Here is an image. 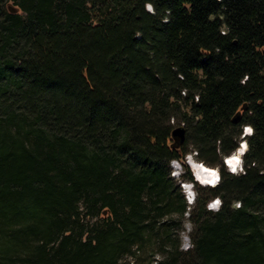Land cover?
<instances>
[{
    "label": "trees",
    "instance_id": "16d2710c",
    "mask_svg": "<svg viewBox=\"0 0 264 264\" xmlns=\"http://www.w3.org/2000/svg\"><path fill=\"white\" fill-rule=\"evenodd\" d=\"M141 258L264 264V0H0V264Z\"/></svg>",
    "mask_w": 264,
    "mask_h": 264
},
{
    "label": "rangeland",
    "instance_id": "374dc122",
    "mask_svg": "<svg viewBox=\"0 0 264 264\" xmlns=\"http://www.w3.org/2000/svg\"><path fill=\"white\" fill-rule=\"evenodd\" d=\"M169 123H171V122H169ZM175 127H178V126H176V125H174V123H173V127L172 128H175ZM246 129H249L248 127H242V129H241V132L243 131L244 133H245V131H246ZM250 135V134H249ZM248 135V136H249ZM242 141H244V139H242V140H240V143L242 142ZM245 142V141H244ZM239 146H240V144H239ZM238 146V147H239ZM235 153V152H234ZM191 155L192 157H193V154H195L194 153V151H192L191 150V148H189L188 149V153L186 154V155ZM185 155V156H186ZM185 156H184V158H185ZM242 157H243V155L241 156V162H240V164H239V166H238V168H237V173L238 174H240L239 173V171H240V167L242 166V168H243V164H242ZM184 158H183V161H182V164L183 165H185V167L187 168V170H188V172H189V169H188V166L185 164V161L186 160H184ZM195 162H198V161H196L195 160ZM226 162H227V160L225 159V162L224 163H222L221 162V164H222V167L224 168V170H225V172H228V173H230L229 172V170H228V167H227V164H226ZM182 164L181 163H179V162H177V161H172L170 164H169V168H170V177L173 179V180H175V182L176 183H178V182H180V181H178L179 180V177H177V178H175V176H176V174H181V172L183 171V168H182ZM190 168H191V170H192V167H191V165H190ZM210 168V167H209ZM212 169H215L216 171H218V173H219V170L217 169V167H211ZM229 169H231V168H229ZM232 171V170H231ZM192 173H193V170H192ZM189 174H190V172H189ZM231 174V173H230ZM237 174V175H238ZM241 174H243V173H241ZM194 175V174H193ZM190 176H191V174H190ZM178 181V182H177ZM184 185H188V183H186V184H184ZM190 185V184H189ZM196 186H198V185H196ZM199 187V186H198ZM188 189H191L192 190V194L191 193H189L188 192ZM188 189L186 188V194H187V197H188V199L185 197V196H183L184 197V199H186L185 201H187V203H191V205H189V208H193V206H195V201H196V199H203L204 197L202 196V195H196V193H195V191H194V187H192L191 188V185L190 186H188ZM191 197L193 198V201H192V199H191ZM214 198V197H213ZM212 199V198H211ZM210 200V199H209ZM208 200V201H209ZM192 201V202H191ZM210 201H209V206H210ZM208 204H207V206H208ZM220 206V205H219ZM219 206H218V209H219ZM237 205L236 204H234V207H236ZM207 208V210H209L208 209V207H206ZM210 208V207H209ZM217 210L216 209H212V212H216ZM180 227H181V230L178 232V239H179V242H180V247H179V249H181L182 251H184V250H186L187 248H189L190 247V232H191V224L189 223V221H188V219H187V217H185V219L183 220V222L181 223V225H180ZM142 259V260H141ZM139 261H138V263H136L135 262V260H133V259H126V260H121L120 261V263H118V264H146V258H141ZM150 259V258H149ZM151 261H153L152 259H151ZM153 263V262H152Z\"/></svg>",
    "mask_w": 264,
    "mask_h": 264
},
{
    "label": "bare ground",
    "instance_id": "6f19581e",
    "mask_svg": "<svg viewBox=\"0 0 264 264\" xmlns=\"http://www.w3.org/2000/svg\"><path fill=\"white\" fill-rule=\"evenodd\" d=\"M181 128V127H180ZM248 129H246L245 131V135L244 138L240 137V140L244 139L245 141V138L251 134V132L247 131ZM184 131V130H183ZM184 140V138H183ZM242 141L240 143V146L238 147V149L235 151V153H233L230 157H227L226 160V164H227V167H228V170L231 174L233 175H237L238 173L236 172L237 171V168L241 162V156L244 154V152L246 151V142ZM183 142V141H182ZM242 153V154H241ZM193 157H196V154H193ZM235 158V160H234ZM229 161H233V163H229ZM238 161V162H236ZM190 165L192 167V170H193V179L195 180L196 183H200L201 186H204V187H210V188H214L212 187L213 185H216V180L213 181V177L211 175V173H216V175L219 177L218 179V184H219V181H220V175L218 173V171H216L215 169H212V168H209L207 166H205L204 164L202 163H199V162H195V161H191L190 162ZM231 168V169H229ZM235 169V170H233ZM191 170V172H192ZM232 170V171H231ZM243 171V168L242 166L240 167V171L239 173L241 174ZM183 184V187H182V192L184 194V196L188 199L187 197V194H186V188L188 189V186L191 185V188L193 187V184L190 183V185H184L186 183H189V182H181ZM188 192L192 194V190L191 189H188ZM217 200V199H216ZM215 200V201H216ZM193 201V200H192ZM191 201V202H192ZM191 205V203H188V205ZM211 204V203H210ZM208 209L210 211H212V209L209 208V204H208Z\"/></svg>",
    "mask_w": 264,
    "mask_h": 264
},
{
    "label": "water",
    "instance_id": "95a60500",
    "mask_svg": "<svg viewBox=\"0 0 264 264\" xmlns=\"http://www.w3.org/2000/svg\"><path fill=\"white\" fill-rule=\"evenodd\" d=\"M236 119H237V117H235L233 119V121L236 120ZM169 135L174 141H177L178 143H181L183 141V138H184V131L180 127H175V128H172L170 130ZM242 135H243L242 138H244V136H246L243 131H242ZM187 205H188V203H187Z\"/></svg>",
    "mask_w": 264,
    "mask_h": 264
},
{
    "label": "clouds",
    "instance_id": "9594fccd",
    "mask_svg": "<svg viewBox=\"0 0 264 264\" xmlns=\"http://www.w3.org/2000/svg\"><path fill=\"white\" fill-rule=\"evenodd\" d=\"M147 7V10L148 11H153V8H152V6L151 5H147L146 6ZM249 130V132H251V129H248ZM242 154V153H241ZM233 170H235V169H233ZM215 175H213V173H211V175H212V177H213V181H215V180H218L219 179V177L216 175V173H214ZM220 201H219V199H217L216 201H214L212 204H210V209H216V210H218V206L220 205Z\"/></svg>",
    "mask_w": 264,
    "mask_h": 264
},
{
    "label": "snow or ice",
    "instance_id": "6c2138e0",
    "mask_svg": "<svg viewBox=\"0 0 264 264\" xmlns=\"http://www.w3.org/2000/svg\"><path fill=\"white\" fill-rule=\"evenodd\" d=\"M247 131H249V130H247ZM234 160H235V158H234ZM236 162H238V161H236ZM229 163L231 164V163H233V161H229ZM213 175H215V174L213 173Z\"/></svg>",
    "mask_w": 264,
    "mask_h": 264
}]
</instances>
